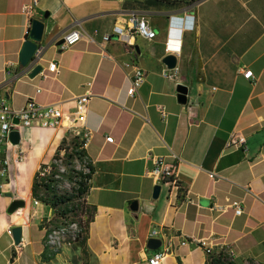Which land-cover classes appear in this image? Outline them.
<instances>
[{"label": "crops", "instance_id": "crops-1", "mask_svg": "<svg viewBox=\"0 0 264 264\" xmlns=\"http://www.w3.org/2000/svg\"><path fill=\"white\" fill-rule=\"evenodd\" d=\"M29 1L0 0V83L6 64L19 63L29 38L30 20L21 11ZM131 16L145 18L156 37H139L133 50L116 35L102 42ZM33 19L45 23V50L31 73L13 83L8 103L13 109L31 99L61 103L75 113L74 99L92 92L77 126L90 132L85 150L94 173L86 200L95 217L85 244L43 260L42 221L52 213L34 206L31 185L72 131L67 123L23 129L10 153V183L0 191V264H149L153 230L174 243L162 264H207L206 249L198 244L203 240L214 251L231 250L236 264H264V0H40ZM72 29L83 38L63 49L60 41ZM167 54L177 57L173 78L163 75ZM53 61L56 72L49 70ZM133 64L146 78L130 96ZM244 70H252L253 78ZM181 84L188 87L185 104L178 100ZM234 133L246 138L244 146L228 148ZM155 157L176 164L179 190L151 177ZM14 199L25 202L22 217L8 212ZM232 201L242 203L241 215L228 206ZM213 206L226 209L211 211ZM10 226L22 227L25 242L14 257ZM183 237L190 240L186 246H180Z\"/></svg>", "mask_w": 264, "mask_h": 264}, {"label": "built area", "instance_id": "built-area-1", "mask_svg": "<svg viewBox=\"0 0 264 264\" xmlns=\"http://www.w3.org/2000/svg\"><path fill=\"white\" fill-rule=\"evenodd\" d=\"M40 0H30L28 3H25L22 6V13L28 17L30 20V28L32 26V21L34 20V15L36 12V8L39 6ZM181 24H183L181 22ZM187 27H191L187 25ZM175 27L171 26V32L173 34V30ZM28 34V32H27ZM98 35V31H95L90 40L95 42V37ZM116 35L124 39L126 45L130 49H134L137 39L139 37L152 40L156 37V31L150 26L148 21L143 18L142 21H134L133 16L128 19L127 25L122 26L119 24L114 25L112 33H106L102 36V42H109L113 36ZM83 38V33L79 29L70 30L64 37V42L61 47L66 49L75 45ZM176 48V46H172ZM167 48H171V45L167 46ZM180 48V46L178 47ZM45 50V46L39 44L36 49L34 55L32 56V60L27 64L26 67H22L20 63L8 62L5 67V78L0 83V191H6L10 179H11V156L10 153L12 151V147L14 143L11 140V133L17 131L21 134V131L30 127H42V128H50L57 129L67 123V128L70 131H74L78 128L77 123L84 119V113L86 110V106L89 103L92 95V92L88 90L85 94L76 97L74 99L75 102V113H68L63 104L61 103H50V104H40L35 100H29L25 106L21 109H13L8 103V91L12 87L13 83L18 80L20 77L24 75H29L36 65L37 61L40 60L43 52ZM21 69H20V68ZM133 71L130 74L132 80V86L128 90V94L130 96H135L138 93L139 88L145 82L146 74L144 70L136 64L132 65ZM58 69L57 62L53 61L50 63L49 70L51 72H56ZM244 76L247 79H252L254 73L252 70H244ZM164 77L173 78L175 74L173 73V69H167L164 72ZM90 85V83L88 84ZM163 118H166L167 112L163 106L158 107ZM67 121V122H66ZM90 138V132H85L83 136V140L85 141L84 145H87V142ZM108 142H113V137H107ZM246 143V138L241 134L234 133L230 140L228 141V148L231 147H242ZM175 159H178L176 154H173ZM154 168L150 171V175L156 181H160L165 183L166 185H170L174 189H180L181 184L176 176L175 168L176 164H168L164 161L163 157H155L154 159ZM51 167H48L45 173H50ZM210 177L212 179H216L217 174L211 173ZM34 206L42 205L39 200H33ZM230 207L235 209L236 215H241L243 213L242 203L240 201H232ZM211 211H223L226 207H218L213 206L210 208ZM13 215L17 217L23 216V208H18ZM8 233L13 236V227H8ZM150 238H159L162 241V245L159 249L155 250L152 256L148 258L149 264H162L163 260L172 253L174 248V243L171 238L165 240L160 237V233L157 230L151 231L149 235ZM75 240V236L73 238ZM190 242V240L186 237L181 238L180 246H186ZM73 244L71 239H67L66 235H64V247H69ZM198 244L206 249V253L210 254L214 252L211 247L207 248V241H198ZM25 242L23 238L19 243L14 241V251L13 257L17 252L21 251ZM227 253L230 255L231 259L234 260V253L231 250L227 249Z\"/></svg>", "mask_w": 264, "mask_h": 264}, {"label": "trees", "instance_id": "trees-1", "mask_svg": "<svg viewBox=\"0 0 264 264\" xmlns=\"http://www.w3.org/2000/svg\"><path fill=\"white\" fill-rule=\"evenodd\" d=\"M166 2H171V0H165ZM175 1H183V0H175ZM190 2H195L196 0H189ZM85 141L83 140V144L78 143H69L68 138H64L58 150L55 154L54 160L50 165H42L40 170L35 174L33 178V182L31 185V195L33 200H39L44 206L49 207L53 210L54 214L51 219L48 221L44 219L42 221V227L47 229V235L52 233L58 225L64 224L67 220L70 219V215L75 213L78 209L83 208L85 204L87 207V217L85 220H80L79 225L81 226L82 233H79V240L82 244H85L87 239V232L91 222L95 217V209L92 208L89 204H87L86 195L89 190V181L92 178L94 173V167L91 163H88V173H84L83 171L75 172L73 171V175L68 176L65 172L60 173L57 169V165L55 160L60 155L62 151L71 156L70 148L75 151L77 147L81 148L79 152L80 155L86 156V146L84 145ZM88 159V158H87ZM89 161V160H88ZM71 164V163H68ZM51 167L50 173H45V170ZM62 176H66L69 179H73L74 176L79 177L77 181V186L74 187L72 192H66L59 189V182L61 180L56 178V175L59 174ZM77 198H82V203L77 202ZM52 225V226H51ZM46 235V238H47ZM78 240V241H79ZM46 252L43 255L44 261H50L53 259L58 253H60V249L54 250L51 249L46 244ZM84 254L87 255V251L84 250ZM207 264H236L233 259H231L230 255L227 253L226 248H222L218 251H214L208 254Z\"/></svg>", "mask_w": 264, "mask_h": 264}, {"label": "water", "instance_id": "water-1", "mask_svg": "<svg viewBox=\"0 0 264 264\" xmlns=\"http://www.w3.org/2000/svg\"><path fill=\"white\" fill-rule=\"evenodd\" d=\"M47 17V16H45ZM45 32V23L40 19H34L32 21V26L30 29L29 38L25 41L20 54H19V63L22 67H26L27 64L32 60L38 45L42 42ZM62 44L64 39L60 41ZM163 63L169 69H175L177 66V57L173 54H167L163 58ZM41 65L37 66L32 72V76H35L41 71ZM177 91L179 92L178 100L180 103L185 104L187 102L188 87L185 85H178ZM11 140L14 144L18 143L20 140V133L14 131L11 133ZM161 192V186L156 185L154 187L153 197L158 198ZM7 197L12 198V193H7ZM25 206L24 200L14 199L8 209L9 213H14L18 208H23ZM133 211L138 210V201H134L131 205ZM13 238L16 243H19L22 238V227L18 226L13 229ZM162 245V241L159 238H150L147 242V248L151 251L159 249Z\"/></svg>", "mask_w": 264, "mask_h": 264}, {"label": "rangeland", "instance_id": "rangeland-1", "mask_svg": "<svg viewBox=\"0 0 264 264\" xmlns=\"http://www.w3.org/2000/svg\"><path fill=\"white\" fill-rule=\"evenodd\" d=\"M84 131L81 128H77L76 130L72 131V134L70 136H68L69 139V143H75L78 145L81 143L83 144V136H84ZM70 148V152H71V156L68 157V155L65 153V151H62L60 153V155L57 157V159L55 160V163L57 165V169L60 171V173L65 172L68 176L73 175V171L78 172V171H83L84 173H88V159L86 156H82L79 154L78 151L81 150V148L77 147V150H73ZM71 163V164H68ZM57 174L56 178H59L61 180V182H59V189L62 191H66V192H72L74 190V187H76L77 181L79 180V177L74 176L73 179H69L66 176H62ZM13 193V192H12ZM82 198H77L76 201L77 202H81L82 203ZM43 205V204H42ZM46 207V206H45ZM87 206L84 204L82 211L81 208L78 209L75 213L70 215V219L67 220V222H65L64 224L58 225L57 227L52 226L53 228L56 229H61V228H65V234H66V238L67 239H71L73 241V244L69 247H64L61 250H59L60 252L64 249H70V248H74L77 245H81L82 243L79 240V233H82V229L81 226L79 225V221L80 220H85L87 217V211L86 208ZM49 208V207H47ZM51 210L52 216L54 214L53 210L51 208H49ZM51 216V217H52ZM50 218H45L46 220H50ZM77 223V224H76ZM74 224H76V227L73 226ZM68 232V233H67ZM75 236V240H73ZM79 240V241H78ZM84 256L86 257L87 255L84 254ZM76 264V263H74ZM83 264H88L87 262H83Z\"/></svg>", "mask_w": 264, "mask_h": 264}, {"label": "bare ground", "instance_id": "bare-ground-1", "mask_svg": "<svg viewBox=\"0 0 264 264\" xmlns=\"http://www.w3.org/2000/svg\"><path fill=\"white\" fill-rule=\"evenodd\" d=\"M142 20H143V18H135L134 21H142ZM29 34H30V30H29ZM76 224H74L73 226L76 227ZM65 228L56 229L52 233L47 235L46 244L51 249L58 250V249H61L64 246V235H66L65 234L66 233L65 232L66 231Z\"/></svg>", "mask_w": 264, "mask_h": 264}]
</instances>
